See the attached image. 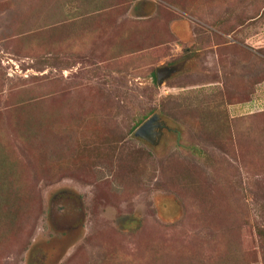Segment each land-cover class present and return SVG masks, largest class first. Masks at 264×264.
Instances as JSON below:
<instances>
[{
  "label": "rangeland",
  "instance_id": "obj_1",
  "mask_svg": "<svg viewBox=\"0 0 264 264\" xmlns=\"http://www.w3.org/2000/svg\"><path fill=\"white\" fill-rule=\"evenodd\" d=\"M0 264H264V0H0Z\"/></svg>",
  "mask_w": 264,
  "mask_h": 264
},
{
  "label": "water",
  "instance_id": "obj_2",
  "mask_svg": "<svg viewBox=\"0 0 264 264\" xmlns=\"http://www.w3.org/2000/svg\"><path fill=\"white\" fill-rule=\"evenodd\" d=\"M160 74L157 73V80H159ZM156 117L152 116L146 121H144L135 131V136L138 137H148L149 130L154 126Z\"/></svg>",
  "mask_w": 264,
  "mask_h": 264
}]
</instances>
